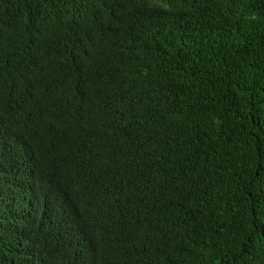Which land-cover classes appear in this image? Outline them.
<instances>
[{
    "label": "trees",
    "instance_id": "16d2710c",
    "mask_svg": "<svg viewBox=\"0 0 264 264\" xmlns=\"http://www.w3.org/2000/svg\"><path fill=\"white\" fill-rule=\"evenodd\" d=\"M0 264H264V0H0Z\"/></svg>",
    "mask_w": 264,
    "mask_h": 264
}]
</instances>
